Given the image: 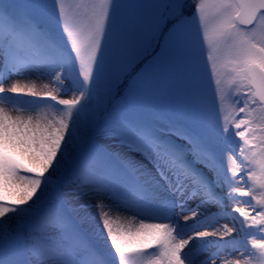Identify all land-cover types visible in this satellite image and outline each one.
Instances as JSON below:
<instances>
[{
	"label": "snow or ice",
	"instance_id": "6c2138e0",
	"mask_svg": "<svg viewBox=\"0 0 264 264\" xmlns=\"http://www.w3.org/2000/svg\"><path fill=\"white\" fill-rule=\"evenodd\" d=\"M126 7L0 0V264H264V0Z\"/></svg>",
	"mask_w": 264,
	"mask_h": 264
},
{
	"label": "rangeland",
	"instance_id": "374dc122",
	"mask_svg": "<svg viewBox=\"0 0 264 264\" xmlns=\"http://www.w3.org/2000/svg\"><path fill=\"white\" fill-rule=\"evenodd\" d=\"M66 2L69 5H74V4L78 3L79 0H66ZM121 2L124 5L129 6V7H126V8L123 9V13H124L125 19L127 21H131L136 15V9H134L131 6L140 3L141 0H121ZM157 51H159V49H157ZM205 55H206V53H205ZM144 66H145L144 62H141L140 64H138L136 66L135 70H139L140 67H144ZM13 79L17 80L19 85L21 87L25 88V90H27L28 88H34V90L40 96H42L46 91H52L53 94L58 95V99H71V98H73V93L71 91H69L68 93L65 94V93H62V92L61 93H57L56 90L53 89L51 86H49V88L45 89L43 87V85L48 83V81L45 78H43V77L37 79L35 74L24 75V76H19V77H13ZM203 84H204L205 94H206L207 98L209 99V101H211L215 86H214V81L212 80V78L210 76V66H209V69L205 70L204 78H203ZM241 91H245V90L242 89ZM24 99H25V101H28V100H32L34 98L26 96V97H24ZM167 103H168L167 99L158 100V104L161 107H163ZM4 107L12 115H25L26 116V115L29 114L28 112H23V113L12 112V106L11 105H4ZM39 107L45 108V110L48 111L50 114L55 111V109H49L47 107V105H44V104L39 105ZM233 107H235V105L232 102V97H229V99L226 100L224 102V105H223L225 114L230 113L232 111ZM31 114L35 115V112H32ZM254 170H256L257 172L259 171L258 167H255ZM233 207H235L234 204L229 205V209H231ZM121 215H126V213H122ZM153 222H156V221H153ZM189 223H191V221H189ZM220 223L221 224L229 223V225L231 226L232 221L230 219H221ZM209 239H211V238H209ZM234 258H238V256L236 254H234Z\"/></svg>",
	"mask_w": 264,
	"mask_h": 264
},
{
	"label": "bare ground",
	"instance_id": "6f19581e",
	"mask_svg": "<svg viewBox=\"0 0 264 264\" xmlns=\"http://www.w3.org/2000/svg\"><path fill=\"white\" fill-rule=\"evenodd\" d=\"M150 222H153V221H150Z\"/></svg>",
	"mask_w": 264,
	"mask_h": 264
}]
</instances>
